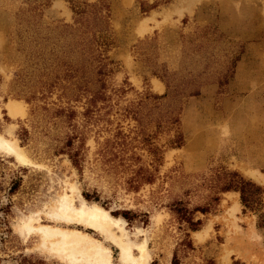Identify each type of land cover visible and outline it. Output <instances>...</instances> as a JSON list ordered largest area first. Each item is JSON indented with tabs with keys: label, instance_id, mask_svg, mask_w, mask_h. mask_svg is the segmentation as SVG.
Wrapping results in <instances>:
<instances>
[{
	"label": "rangeland",
	"instance_id": "1",
	"mask_svg": "<svg viewBox=\"0 0 264 264\" xmlns=\"http://www.w3.org/2000/svg\"><path fill=\"white\" fill-rule=\"evenodd\" d=\"M0 141L25 161L0 147V264H69L23 222L122 264L51 216L63 196L120 219L149 264H264V0H0ZM235 175L260 204L222 190Z\"/></svg>",
	"mask_w": 264,
	"mask_h": 264
},
{
	"label": "bare ground",
	"instance_id": "2",
	"mask_svg": "<svg viewBox=\"0 0 264 264\" xmlns=\"http://www.w3.org/2000/svg\"><path fill=\"white\" fill-rule=\"evenodd\" d=\"M155 88L161 90V85L155 84ZM8 110L11 116L23 112L22 107L17 103H9ZM0 147L15 155L20 162H25L21 149L15 143L0 141ZM248 175L254 181L264 183L262 173L249 171ZM69 197L63 196L58 200L52 217L63 221L84 222L90 229L107 236L119 249V262L122 264H149V256L143 244L138 247L139 254L137 257L131 254L128 243L126 244L122 240L123 222L120 219L112 217L106 210L90 204L82 198L78 204H74V199ZM22 228L28 233L39 234L44 246L49 241L48 251L69 264H111V251L87 234H82L79 231H62L43 225L34 227L30 222H23ZM196 234V238L202 241V236L205 233L203 235L201 233Z\"/></svg>",
	"mask_w": 264,
	"mask_h": 264
},
{
	"label": "trees",
	"instance_id": "3",
	"mask_svg": "<svg viewBox=\"0 0 264 264\" xmlns=\"http://www.w3.org/2000/svg\"><path fill=\"white\" fill-rule=\"evenodd\" d=\"M84 91V90H82ZM72 159V158H71ZM0 162H2V159H0ZM74 163V161L72 160ZM19 179V178H18ZM20 180H12L10 186L7 188V195L11 196L15 193L19 186ZM223 191H235L239 192L240 194V200L243 203V205H249V206H256L261 203V189L254 184L250 182H246L242 180L241 178L237 177L236 175L234 178H231L228 183L222 188ZM7 209V206L0 208V212H5L4 210ZM7 212V211H6ZM4 214V213H3ZM4 216V215H3ZM0 216V224L3 225L6 222V218ZM184 219V218H183ZM190 226H193L192 230L194 229L199 223L192 224L191 222H188ZM231 264H244L239 261L232 262Z\"/></svg>",
	"mask_w": 264,
	"mask_h": 264
},
{
	"label": "crops",
	"instance_id": "4",
	"mask_svg": "<svg viewBox=\"0 0 264 264\" xmlns=\"http://www.w3.org/2000/svg\"><path fill=\"white\" fill-rule=\"evenodd\" d=\"M248 171V170H247ZM245 172V171H244Z\"/></svg>",
	"mask_w": 264,
	"mask_h": 264
}]
</instances>
